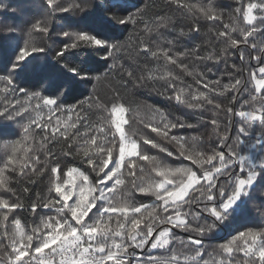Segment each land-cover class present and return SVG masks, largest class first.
Here are the masks:
<instances>
[{
	"label": "snow or ice",
	"instance_id": "snow-or-ice-1",
	"mask_svg": "<svg viewBox=\"0 0 264 264\" xmlns=\"http://www.w3.org/2000/svg\"><path fill=\"white\" fill-rule=\"evenodd\" d=\"M0 12V264H264V0Z\"/></svg>",
	"mask_w": 264,
	"mask_h": 264
},
{
	"label": "trees",
	"instance_id": "trees-1",
	"mask_svg": "<svg viewBox=\"0 0 264 264\" xmlns=\"http://www.w3.org/2000/svg\"><path fill=\"white\" fill-rule=\"evenodd\" d=\"M2 2L5 4H10L13 7H15L16 4L18 3V0H2ZM132 2L136 3V2H138V0H132ZM225 2L226 3H232V0H225ZM0 19H7L10 22L20 23L22 18L20 16H11L10 14L6 15L5 13L0 12ZM88 87H90V86L82 85V86H80L79 91L87 94V88ZM97 88L100 89L101 92H103V91H106L107 85L104 83H101V84L97 85ZM124 95H125L126 99H129L130 101H138L140 103V105H141V116L145 119L147 118V115H148L143 110V107H142L143 104H145V103L158 105V106L163 107L166 110L173 112L177 115L184 114V112L178 110L177 107H174L171 102L166 101L163 98H161L160 96H157L154 93L147 91V90H140V91L136 92V94L134 96L129 95L128 93H124ZM190 122H194V121H190ZM169 162H172V160L170 159ZM185 163H188V162L185 161ZM29 222H31V221H29ZM217 242H219V241H211L210 243H217Z\"/></svg>",
	"mask_w": 264,
	"mask_h": 264
}]
</instances>
